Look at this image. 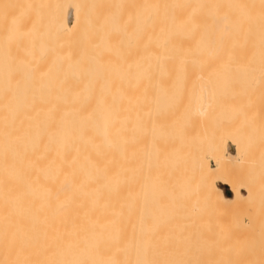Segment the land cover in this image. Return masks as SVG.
Listing matches in <instances>:
<instances>
[{"label":"bare ground","instance_id":"bare-ground-1","mask_svg":"<svg viewBox=\"0 0 264 264\" xmlns=\"http://www.w3.org/2000/svg\"><path fill=\"white\" fill-rule=\"evenodd\" d=\"M263 115L264 0H0V264H264Z\"/></svg>","mask_w":264,"mask_h":264},{"label":"rangeland","instance_id":"rangeland-1","mask_svg":"<svg viewBox=\"0 0 264 264\" xmlns=\"http://www.w3.org/2000/svg\"><path fill=\"white\" fill-rule=\"evenodd\" d=\"M43 1V0H42ZM35 9H37L38 10V14H37V17L38 18H44V15H45V13H46V9H47V7L45 6V4H38L37 6H36V8ZM242 53H240V56H238V59L236 60V65H235V67L234 68H230V67H228L226 70H227V72H236V71H240V70H242L247 64H248V60H246V58H242ZM244 57V56H243ZM254 83H257V80H255L254 81ZM258 84V83H257ZM256 84V85H257ZM164 86H161V88H160V90H161V92L163 91V88ZM222 87H225V89H227V88H229V89H231L230 90V92H232V93H234L236 96H237V99L238 100H247V96L244 94V93H242L241 91H240V88H239V86L236 84V83H233V82H226V83H224L223 85H222ZM223 113V112H222ZM254 116V115H253ZM253 116H249V117H252L253 118ZM258 116V115H257ZM264 116V115H263ZM248 117V118H249ZM260 118V120H261V116L259 117ZM264 118H262V120H263ZM249 120H250V122H251V120H252V122H253V120H255L254 122H257L259 119L257 118V120H256V118H254V119H251V118H249ZM261 120V121H262ZM260 121V122H261ZM251 122V123H252ZM259 122V121H258ZM258 123V124H260V126H262V124L264 125V121L262 122V123ZM256 124V125H255ZM254 125H255V127L253 126V124H252V126L255 128V129H257V128H259V127H257L258 125H257V123H255ZM210 165H211V167H214V164L213 163H210ZM214 185H215V187L219 190V192H220V194H221V196L222 197H224V198H227V199H229V198H231L232 196H233V191L227 186V185H225L224 183H222V182H220L219 180H217V179H215L214 180ZM239 194L241 195V196H245L246 195V192L244 191V190H241V191H239ZM211 214H213V215H211ZM216 216V218L219 216V215H216V214H214V213H210V214H208V217L210 216V217H214L213 219H210V217H209V220H211L212 222L213 221H216V222H213L214 223V226L212 225V224H210L211 226L210 227H214V228H217L220 232H223V234H224V236L223 237H221V238H223L222 240L225 242V243H228V244H233L232 243V241H237V240H239L238 238H235V236H236V234L238 233V232H240L239 231V229H244V227L247 225V222H246V220L244 219V218H242L241 216H238V217H234V216H232V217H230L229 219L228 218H225L224 217V220H222V217H221V220L222 221H218V218L217 219H215V216ZM219 217V218H220ZM224 221V222H223ZM228 221V228L226 227V222ZM230 221V222H229ZM235 222V225L233 224L234 222ZM217 222H219V223H217ZM217 223V224H216ZM222 224V225H221ZM225 226H224V225ZM231 224V225H230ZM218 225V226H217ZM230 225V226H229ZM221 226V227H220ZM223 227H225V228H227V231H226V229L225 228H223ZM230 227V228H229ZM225 229V231L224 230H220V229ZM232 230V232L234 233H232V232H230L231 230ZM235 231V232H234ZM229 234V236H227V235ZM232 234V235H231ZM226 236H227V238H228V240H227V238H226ZM234 236V237H233ZM233 237V238H232ZM226 238V239H225ZM230 239V240H229ZM233 239V240H232ZM235 239V240H234ZM237 239V240H236ZM227 241H229V242H227ZM238 242V241H237Z\"/></svg>","mask_w":264,"mask_h":264}]
</instances>
